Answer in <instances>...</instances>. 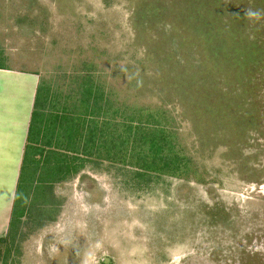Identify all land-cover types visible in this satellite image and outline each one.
Here are the masks:
<instances>
[{
  "label": "rangeland",
  "instance_id": "1",
  "mask_svg": "<svg viewBox=\"0 0 264 264\" xmlns=\"http://www.w3.org/2000/svg\"><path fill=\"white\" fill-rule=\"evenodd\" d=\"M248 9L264 0H0V67L48 86L0 264H264V16ZM91 81L111 112L162 122L189 168L56 158L55 116Z\"/></svg>",
  "mask_w": 264,
  "mask_h": 264
},
{
  "label": "trees",
  "instance_id": "2",
  "mask_svg": "<svg viewBox=\"0 0 264 264\" xmlns=\"http://www.w3.org/2000/svg\"><path fill=\"white\" fill-rule=\"evenodd\" d=\"M42 85L43 82L41 80L36 93L29 137L25 151V159L28 151H32V154L30 155L31 175L33 173V166H35L33 164V154L35 150L33 142L38 134L39 123L42 121L44 116L42 112V105L48 90V86L45 83L46 90L44 94L40 96V88ZM71 87H74V85ZM77 87L76 93L79 96H75L77 98H69L71 96L64 98L65 101L71 100L72 102L68 105H64L61 112L56 114V118L54 117L56 143L54 147L55 150L53 151L56 158H60L61 156V158L65 161L69 158L67 155L72 153L73 155L77 154L83 156L85 159L91 158V161L96 160L98 163H102L106 160L108 161V159L113 160L120 154H124L122 161L125 157L130 162L135 161V169L140 170V173L143 176L147 173L181 176L180 173L189 168L187 166L189 160H186L178 153L172 152V148H170L166 137L163 136V134H166L167 130L162 122L152 121L145 123L141 121V119L145 117L143 113H145L146 110H135L134 108L126 107L125 112H120L119 108L114 112H111L109 106H112V100L105 96L103 89L97 85L95 87L93 81L89 84H79ZM68 89H70L68 94L75 93L73 91L74 88ZM140 113L142 114L140 115ZM122 114H127V120L123 119L125 121L124 124L122 122H117L116 120V118ZM156 115L158 119L152 115H148L147 119H161V112ZM147 119L145 118V120ZM147 125L152 127V130L148 131L149 134L146 135L144 133L147 132H140L138 130L139 126ZM34 127H36V129L32 135ZM59 151L63 153L61 154ZM63 168L64 167L62 166H54L49 169V171H52L48 172L47 175L54 172L55 177H58L59 179L63 178ZM16 201L17 196L15 199V206ZM23 207L18 215L19 217L17 222L20 221L19 218L21 217ZM14 219L15 207L7 235L11 233L10 229Z\"/></svg>",
  "mask_w": 264,
  "mask_h": 264
},
{
  "label": "crops",
  "instance_id": "3",
  "mask_svg": "<svg viewBox=\"0 0 264 264\" xmlns=\"http://www.w3.org/2000/svg\"><path fill=\"white\" fill-rule=\"evenodd\" d=\"M40 81L38 73L0 67V240L9 232Z\"/></svg>",
  "mask_w": 264,
  "mask_h": 264
},
{
  "label": "clouds",
  "instance_id": "4",
  "mask_svg": "<svg viewBox=\"0 0 264 264\" xmlns=\"http://www.w3.org/2000/svg\"><path fill=\"white\" fill-rule=\"evenodd\" d=\"M246 16L250 20H259L262 16H264V10H261V9H248L246 11Z\"/></svg>",
  "mask_w": 264,
  "mask_h": 264
}]
</instances>
